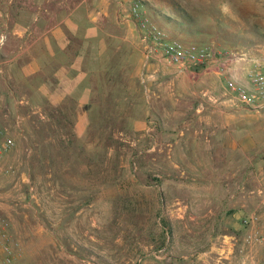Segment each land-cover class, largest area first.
I'll list each match as a JSON object with an SVG mask.
<instances>
[{
    "label": "rangeland",
    "instance_id": "obj_1",
    "mask_svg": "<svg viewBox=\"0 0 264 264\" xmlns=\"http://www.w3.org/2000/svg\"><path fill=\"white\" fill-rule=\"evenodd\" d=\"M134 1L171 38L264 62V0L123 3L127 8ZM98 3L93 0L94 8ZM112 15L99 17V26L114 30ZM125 36L123 44L112 41L99 51L108 66L81 135L73 128L71 100L59 108L43 104L41 113L37 97L34 104L12 101L4 108L0 129L14 146L0 156V168H12L0 171V219L21 245L11 264L264 263V242L247 240L260 225L241 222L252 211L264 215V128L258 125L264 108L239 109L222 75L179 68L157 53L160 75L148 79L153 69L147 70L151 59L139 28H126ZM212 120L257 126L251 151L223 153L227 146L219 147L220 157L251 158V168L206 178L210 188L249 198L232 224L218 225L219 208L199 192L204 184L197 153L210 131L204 123ZM220 232L234 238L223 241ZM226 243L230 250L220 251Z\"/></svg>",
    "mask_w": 264,
    "mask_h": 264
},
{
    "label": "crops",
    "instance_id": "obj_2",
    "mask_svg": "<svg viewBox=\"0 0 264 264\" xmlns=\"http://www.w3.org/2000/svg\"><path fill=\"white\" fill-rule=\"evenodd\" d=\"M64 1L0 0V20L3 21L0 32L4 38L0 46V123L6 118L4 108L7 109L8 103L34 104L37 97L40 101L35 103V107L39 113L45 112L43 104L59 108L71 100L72 112L76 114L75 134L81 135L87 129V114L92 111V99L100 87L99 77L108 66L99 60V51L105 50L112 41L117 45L123 44L126 28L138 26L137 21L129 16L130 5L126 8L123 0H96L98 8H94L93 0H79L70 7L62 5ZM112 13L114 30H105L106 27L99 26L97 19H107ZM159 61L156 57L149 61L147 70L153 71L147 75L148 79L160 75L157 73ZM220 62L208 64L204 73L220 75ZM230 70L238 77L245 75V70L237 65ZM240 105L239 109H249ZM204 124L203 128L210 131L203 137L202 150L197 153L204 184L199 192L204 201H212L219 208V216L215 218L218 225L232 224L237 217L236 210L248 206L249 198H240V194L235 196L234 192L232 198L223 186L210 188L205 184L206 178L210 175L231 176L237 172L238 166L251 168V160H248L251 158L237 160V155L220 157L219 147L227 146L223 153L245 154L251 151V135L257 126L236 120H212ZM258 125L264 128L263 122ZM230 209L233 210L231 214L228 212ZM220 233L223 241L234 238L230 233ZM230 245L223 244L220 251H229Z\"/></svg>",
    "mask_w": 264,
    "mask_h": 264
},
{
    "label": "built area",
    "instance_id": "obj_3",
    "mask_svg": "<svg viewBox=\"0 0 264 264\" xmlns=\"http://www.w3.org/2000/svg\"><path fill=\"white\" fill-rule=\"evenodd\" d=\"M129 16L137 21L139 36L146 49V58L152 59L157 53L161 59L185 69H204L214 61H221L219 74L224 77L225 86L236 100L249 109L259 110L264 108V62L255 58L246 59L244 55L237 57L230 53H220L213 47L204 44L185 43L168 36L166 31L156 25L144 15L141 5L134 1L130 6ZM0 37V45L2 44ZM237 59L246 60L244 77L236 76L230 68ZM14 140L0 129V156L11 150ZM11 167L0 168V171L10 172ZM242 224L260 225L261 230L247 237L248 241L256 239L264 242V215L256 211L243 214ZM21 254L19 240L14 238L6 222L0 219V264H11ZM254 264H264L256 261Z\"/></svg>",
    "mask_w": 264,
    "mask_h": 264
}]
</instances>
